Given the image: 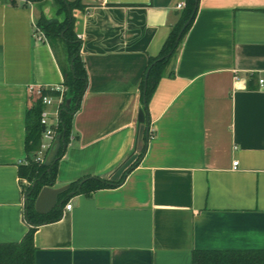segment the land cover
Instances as JSON below:
<instances>
[{
  "label": "crops",
  "instance_id": "0c3cea01",
  "mask_svg": "<svg viewBox=\"0 0 264 264\" xmlns=\"http://www.w3.org/2000/svg\"><path fill=\"white\" fill-rule=\"evenodd\" d=\"M52 1L0 0V244L28 231L19 166L29 88L63 86L35 31L41 12L55 17ZM82 2L73 15L88 85L54 187L126 175L70 197L61 220L39 227L35 264H191L196 249L264 250V89L249 87L264 74V0H200L148 125L138 122L148 60L186 0Z\"/></svg>",
  "mask_w": 264,
  "mask_h": 264
},
{
  "label": "trees",
  "instance_id": "16d2710c",
  "mask_svg": "<svg viewBox=\"0 0 264 264\" xmlns=\"http://www.w3.org/2000/svg\"><path fill=\"white\" fill-rule=\"evenodd\" d=\"M8 3L16 4L18 0H6ZM24 3L44 4L47 0H23ZM196 0H186L185 7L179 12L178 22L173 26L160 53L155 57H149L146 69L149 73L147 82V108L156 91L160 81L164 77H172L174 71L170 69L172 61L179 47L191 29L198 13L199 6L195 8ZM55 17L48 18L43 12L37 19L48 43L53 49L60 70L63 75V103L59 107L58 126L56 135H61V149L56 160L51 166L44 162L36 161L38 153L43 144V125L41 116L45 109L42 102L43 96L59 97L61 93L52 89H43L42 97L34 98L32 105L27 109L25 115L26 139L25 150L27 163L19 166V177L26 180L28 185L23 186L25 193V221L28 231L19 243L0 244V264H35L34 237L39 227L58 222L62 219L63 209L69 198L76 195L91 196L93 193L109 188L120 186L124 177L118 181L108 180L97 176H87L72 182L69 190L59 196L60 205L56 206L48 214H40L35 209L36 200L44 187H54L58 178L59 163L66 153L67 147L74 135V118L81 109L82 101L87 90L88 74L85 63L81 56L82 42L75 32L74 10L84 11L86 6L82 0H53ZM186 27L177 45V38L183 27ZM63 51L61 58L59 50ZM172 53L170 56H168ZM258 80V75H252L251 83ZM145 81L141 84L142 94ZM71 100L70 106L67 101ZM49 151V150H48ZM47 151V153H48ZM46 153V155H47ZM142 155V154H141ZM141 157V156H140ZM140 159V158H139ZM137 162L126 172H131ZM191 264H264V250H199L192 253Z\"/></svg>",
  "mask_w": 264,
  "mask_h": 264
},
{
  "label": "water",
  "instance_id": "95a60500",
  "mask_svg": "<svg viewBox=\"0 0 264 264\" xmlns=\"http://www.w3.org/2000/svg\"><path fill=\"white\" fill-rule=\"evenodd\" d=\"M199 2L200 0H196L195 1V8L197 9V7L199 6ZM46 16L47 14L45 12H43ZM48 17V16H47ZM50 18V17H48ZM191 22L188 21V23H186V25L183 27V29L181 30V32L179 33V36L177 38V45L179 44V41L183 35V32L185 31L186 27L189 25V23ZM172 53H170L168 56H170ZM148 76L149 73L147 72L146 76H145V85H144V91H143V105L142 108L139 111V116H138V122L141 125H148V121H147V112H146V108H147V98H146V94H147V82H148ZM71 100L69 99L67 101V106H70ZM45 130V128L43 127V131ZM149 132V127H147V134ZM61 135H56L47 155L44 161V164L46 166H51L54 161L57 158V155L61 149ZM70 188L69 185L63 186V187H59V188H55V187H44L37 200H36V204H35V209L38 213L40 214H48L50 213L54 208H56V206L60 205L59 203V196L61 194H63L64 192L68 191Z\"/></svg>",
  "mask_w": 264,
  "mask_h": 264
},
{
  "label": "built area",
  "instance_id": "2783aa9c",
  "mask_svg": "<svg viewBox=\"0 0 264 264\" xmlns=\"http://www.w3.org/2000/svg\"><path fill=\"white\" fill-rule=\"evenodd\" d=\"M185 7V4H181L178 6L179 10H182ZM37 27L35 25V31H36ZM42 32V31H41ZM43 36H38L39 40H44L45 41V36L42 32ZM258 83L260 85L261 88L264 89V74L261 75L258 78ZM43 89H52L55 91H59L61 93V95L59 97H52V96H43L42 97V90ZM65 88L63 86L61 87H52V88H44V87H30L29 88V92L34 95L36 98L42 97V102L45 106V109L42 113L41 116V124L43 125V127L45 128V130L43 131V140L47 142V144H44L42 146V150L46 151L45 154H43L42 151H40V154L38 153V157L36 158V161H40V162H44L45 158H46V153L47 151L50 149L55 137H56V128L58 126V117H59V107L60 105L63 103V94L65 92ZM54 109L55 113H56V122L53 123L51 121V114H50V110ZM238 162L235 161L233 163V167L234 169L238 168ZM72 209V205L71 204H67L66 205V210L70 211Z\"/></svg>",
  "mask_w": 264,
  "mask_h": 264
},
{
  "label": "rangeland",
  "instance_id": "374dc122",
  "mask_svg": "<svg viewBox=\"0 0 264 264\" xmlns=\"http://www.w3.org/2000/svg\"><path fill=\"white\" fill-rule=\"evenodd\" d=\"M52 3H53V1H52ZM52 3H51V5H52ZM51 11H52V13H53V16H55V8H54V6L52 5L51 6ZM36 27H37V29H36V34H37V36H43L42 35V32H41V29H40V27L37 25V23H36ZM45 40H47L46 38H45ZM59 54H60V56H61V58L63 57V54H62V52L59 50Z\"/></svg>",
  "mask_w": 264,
  "mask_h": 264
}]
</instances>
